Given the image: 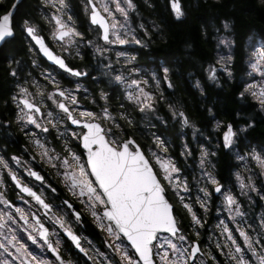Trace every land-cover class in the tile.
I'll return each mask as SVG.
<instances>
[{"label":"snow or ice","instance_id":"obj_1","mask_svg":"<svg viewBox=\"0 0 264 264\" xmlns=\"http://www.w3.org/2000/svg\"><path fill=\"white\" fill-rule=\"evenodd\" d=\"M18 6L0 12V48L19 30L32 59L27 73L7 61L14 120L0 125L14 122L26 144L0 148V264H264V142L248 136L264 114V33L239 52V76L232 37H216V58L200 62L209 85L233 81L241 105L227 122L207 109L210 148L166 95L171 61L139 59L161 24L137 0H79V11L71 0H38L37 15L15 21ZM166 7L177 21L186 15L182 0ZM194 86L206 95L201 79ZM145 128L156 129L150 140ZM221 151L234 184L216 171ZM241 198L261 211L250 215ZM85 213L102 246L79 230Z\"/></svg>","mask_w":264,"mask_h":264},{"label":"trees","instance_id":"obj_2","mask_svg":"<svg viewBox=\"0 0 264 264\" xmlns=\"http://www.w3.org/2000/svg\"><path fill=\"white\" fill-rule=\"evenodd\" d=\"M12 0L0 2L2 12ZM36 0H21L16 9L15 21H19L26 15L33 16ZM140 11L145 20H155L161 24V32L155 33V39L151 42V50H142L139 59L143 62L151 57H166L171 61L174 75V90L168 89L166 95L184 110L197 126L204 132V137L212 133L211 120L207 109L213 108V113L218 119L227 122L236 118V111L241 107L236 102L233 81L223 84L222 88L209 85L200 73V62L214 60L217 54V39L219 35H225L235 39L237 46L236 68L234 75L239 76L241 58L239 52L246 48L249 37H257L264 33V2L262 0H182L186 15L177 21L170 15V9L166 7L167 0H151V7L145 5V0H137ZM228 20L231 30L225 31L223 21ZM149 27H151L149 25ZM219 30V31H217ZM221 48L222 45L220 46ZM19 59L27 67H31L27 55V45L17 30L16 38L8 45L0 48V121L5 120L6 109L4 100L7 99L9 81L8 58ZM91 59L86 57L81 65ZM197 79H201L206 88V95H202L194 85ZM223 80L224 77L222 76ZM253 109L243 111L247 117ZM160 115L167 114V108L162 103ZM257 123L249 130L248 136L254 142H264V114H256ZM170 120V131L171 129ZM178 131V126L176 128ZM172 135L175 132L172 131ZM211 137H215L213 134ZM188 140L191 135L188 131ZM201 140V139H200ZM176 153H179V141H176ZM216 171L224 183L231 180V171L227 157L221 151L214 158Z\"/></svg>","mask_w":264,"mask_h":264},{"label":"flooded vegetation","instance_id":"obj_3","mask_svg":"<svg viewBox=\"0 0 264 264\" xmlns=\"http://www.w3.org/2000/svg\"><path fill=\"white\" fill-rule=\"evenodd\" d=\"M71 2L76 7L77 11H79V0H71ZM37 3H38V0L35 1L33 16L37 15V12H36ZM85 19L86 18L83 16V13L81 12L80 13V20H81L82 24H84ZM81 30L85 31V27L83 26ZM75 62L78 64L83 63V61H79V60H77ZM13 66H15V65H13ZM30 66H31V64H30ZM30 69H31V67H25L23 69V71L25 73H27ZM93 74H95V73H93ZM9 87H10V89L8 91L7 99L10 95L11 89L13 88V84H12L11 80L9 81ZM11 108H12V106L9 103V106L5 112L6 115L4 116V119L13 121L14 120V112L10 111ZM25 144H26V140L23 137V135L18 131L14 122L11 123L10 127H7V128L4 127L2 130H0V148H4L6 146V151L9 155L14 151L18 152L20 147L22 145H25ZM52 179L55 181L56 178L54 175L52 176ZM9 194L11 195L12 199H15L14 193L9 192ZM79 230H82L83 233L86 236H89L94 242H96L98 240L99 235H100L98 233V231L95 229L94 225L91 223V220L86 213H85V217H84V222L80 226ZM100 246H102V244Z\"/></svg>","mask_w":264,"mask_h":264},{"label":"rangeland","instance_id":"obj_4","mask_svg":"<svg viewBox=\"0 0 264 264\" xmlns=\"http://www.w3.org/2000/svg\"><path fill=\"white\" fill-rule=\"evenodd\" d=\"M2 1L3 0H0V2H2ZM262 1L264 2V0H262ZM84 27H85V31H87L86 24H84ZM222 47H223V45H222ZM224 51L226 52L227 49H225ZM27 55H28V59H29V64H31L32 54L31 53H28V51H27ZM93 75H95V74H93ZM211 127H212V122H211ZM3 128L4 127L2 125H0V130H2ZM149 131H155V130H154V128L151 129V130H149L148 128H145V136H146V134L149 135ZM188 131L191 132V129H188ZM212 132H213V129H212ZM191 137H192V133H191ZM207 138L208 137H204V136L203 137H200L201 142L205 143L206 146H208L210 148H213L215 146V137H210L211 144L208 143V139ZM149 140H150V135H149ZM193 149L198 152L199 151L198 145L193 144ZM229 182H231L232 184H234L235 181H234V177L233 176H231V180ZM228 183H225V184H228ZM241 199L244 202L245 210L246 211H249L250 215H254L255 213H258V212L261 211V208L259 206H256L255 208H249L247 199H245V198H241ZM256 199L258 201V197ZM101 236H102V234L99 235L98 240L95 242L97 245H101Z\"/></svg>","mask_w":264,"mask_h":264},{"label":"water","instance_id":"obj_5","mask_svg":"<svg viewBox=\"0 0 264 264\" xmlns=\"http://www.w3.org/2000/svg\"><path fill=\"white\" fill-rule=\"evenodd\" d=\"M16 2V0H12L11 1V3H10V5H9V7L13 4V3H15ZM21 2V0H19V3Z\"/></svg>","mask_w":264,"mask_h":264}]
</instances>
